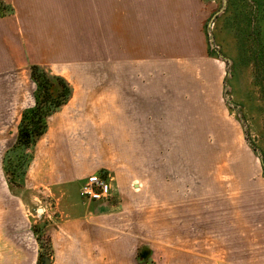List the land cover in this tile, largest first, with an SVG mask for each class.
Returning <instances> with one entry per match:
<instances>
[{
  "label": "rangeland",
  "instance_id": "rangeland-1",
  "mask_svg": "<svg viewBox=\"0 0 264 264\" xmlns=\"http://www.w3.org/2000/svg\"><path fill=\"white\" fill-rule=\"evenodd\" d=\"M9 1L17 7L15 18L30 11L25 5L30 0ZM226 1L222 6L216 0L214 13L222 10L204 24L205 60L168 57L165 73L145 75L165 98L160 110L146 112L152 118L160 112L166 120L147 122L156 136L145 139L161 152L122 154L125 164L135 167L121 170L129 181V205L119 222L134 226L127 233L146 241L143 259L135 264L147 257L151 264H192L173 259L189 258L197 250L192 239L207 235L214 246L210 264H264V10L253 0ZM71 4L76 9L78 1ZM71 21L77 33L76 15ZM94 63L74 60L64 65L63 74L71 81L75 74L68 70ZM59 65L48 69L58 73ZM111 75L108 71L101 79L107 83ZM29 81L20 66L0 71V264H44L46 259L58 264L49 230L59 223V194L32 179L23 160L10 177L19 152L4 163L16 142ZM101 110L104 116L111 113L110 106ZM87 122L110 133V121ZM106 132L97 139H105Z\"/></svg>",
  "mask_w": 264,
  "mask_h": 264
},
{
  "label": "crops",
  "instance_id": "crops-1",
  "mask_svg": "<svg viewBox=\"0 0 264 264\" xmlns=\"http://www.w3.org/2000/svg\"><path fill=\"white\" fill-rule=\"evenodd\" d=\"M3 1L12 7L13 14L0 18V71L20 66L31 83L22 101L26 105L19 123L24 110L35 103L32 64L52 70V64L62 65V72L54 75L64 78L72 88L70 100L48 119L47 131L37 142L28 167L32 179L59 194L55 207L59 223L49 230L54 260L58 264H103V260H108L107 264H135L146 241L127 233L135 231L134 226L119 222L129 205L125 199L129 181L121 170L135 167L125 164L122 154L161 152L145 139L156 136L147 122L166 120L165 114L162 117L154 112L152 118L146 112V108L160 110L165 98L157 93L159 85L144 80L145 75L165 73L168 57L205 60L204 24L222 9L214 13L216 0H77L76 9L71 0H30L25 4L30 11L15 18L17 7L12 1ZM253 1L261 3L264 10V0ZM226 3L222 0V6ZM72 14L78 20L77 33L71 26ZM74 60L95 63L68 70L75 74L70 81L63 74L67 69L64 65ZM108 71L112 75L106 83L101 78ZM162 83L166 88V82ZM148 96L154 100L148 101ZM103 105L110 106L109 115L99 113ZM88 120L110 121V133L105 131L104 141L97 139L105 134L102 127L87 125ZM112 173L109 201L83 196L82 186L88 177ZM192 242L197 250L194 247L189 258L175 254L173 260L210 264L208 260H214L210 235Z\"/></svg>",
  "mask_w": 264,
  "mask_h": 264
},
{
  "label": "trees",
  "instance_id": "trees-1",
  "mask_svg": "<svg viewBox=\"0 0 264 264\" xmlns=\"http://www.w3.org/2000/svg\"><path fill=\"white\" fill-rule=\"evenodd\" d=\"M13 14L11 6L0 0V18ZM31 80L35 84L36 89L34 93L35 103L32 107L24 110L21 121L18 125V134L15 145L8 151L4 163L16 155L12 163L14 167L10 177L16 176V167H22L23 160L25 167L28 168L33 160L34 148L39 139L46 133L48 128V119L61 107H63L72 96V88L68 82L49 71L48 67L32 64L30 66ZM21 162V164L19 163ZM4 170L8 174L7 168ZM25 177V172L23 178ZM35 234L38 232L35 231ZM37 240L40 241L37 235ZM143 248L138 251L139 260L143 259ZM144 264H151L150 258H144Z\"/></svg>",
  "mask_w": 264,
  "mask_h": 264
},
{
  "label": "built area",
  "instance_id": "built-area-1",
  "mask_svg": "<svg viewBox=\"0 0 264 264\" xmlns=\"http://www.w3.org/2000/svg\"><path fill=\"white\" fill-rule=\"evenodd\" d=\"M112 181L113 178L110 175H92L86 179L82 186V194L91 201H109L111 199Z\"/></svg>",
  "mask_w": 264,
  "mask_h": 264
},
{
  "label": "water",
  "instance_id": "water-1",
  "mask_svg": "<svg viewBox=\"0 0 264 264\" xmlns=\"http://www.w3.org/2000/svg\"><path fill=\"white\" fill-rule=\"evenodd\" d=\"M44 264H50V260L46 259V260L44 261Z\"/></svg>",
  "mask_w": 264,
  "mask_h": 264
}]
</instances>
